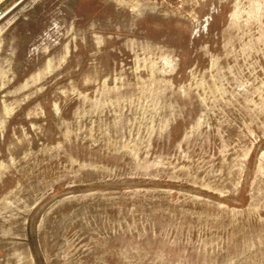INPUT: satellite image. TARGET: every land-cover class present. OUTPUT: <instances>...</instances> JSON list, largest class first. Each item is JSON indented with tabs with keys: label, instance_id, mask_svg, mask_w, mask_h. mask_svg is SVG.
<instances>
[{
	"label": "rangeland",
	"instance_id": "rangeland-1",
	"mask_svg": "<svg viewBox=\"0 0 264 264\" xmlns=\"http://www.w3.org/2000/svg\"><path fill=\"white\" fill-rule=\"evenodd\" d=\"M0 264H264V0L1 4Z\"/></svg>",
	"mask_w": 264,
	"mask_h": 264
},
{
	"label": "crops",
	"instance_id": "crops-1",
	"mask_svg": "<svg viewBox=\"0 0 264 264\" xmlns=\"http://www.w3.org/2000/svg\"><path fill=\"white\" fill-rule=\"evenodd\" d=\"M7 0H0V5L4 4Z\"/></svg>",
	"mask_w": 264,
	"mask_h": 264
}]
</instances>
